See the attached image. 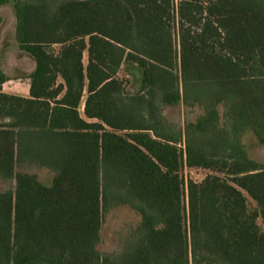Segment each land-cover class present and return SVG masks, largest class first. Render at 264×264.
I'll list each match as a JSON object with an SVG mask.
<instances>
[{"label":"trees","instance_id":"16d2710c","mask_svg":"<svg viewBox=\"0 0 264 264\" xmlns=\"http://www.w3.org/2000/svg\"><path fill=\"white\" fill-rule=\"evenodd\" d=\"M6 6L34 66L27 97L0 69V264H264V164L241 143L264 141V0ZM179 105L199 110L182 128L164 115ZM185 168L212 174L185 185ZM119 206L138 222L101 252Z\"/></svg>","mask_w":264,"mask_h":264},{"label":"rangeland","instance_id":"374dc122","mask_svg":"<svg viewBox=\"0 0 264 264\" xmlns=\"http://www.w3.org/2000/svg\"><path fill=\"white\" fill-rule=\"evenodd\" d=\"M178 0H175L177 2ZM0 69L9 79L2 85L3 92L7 94L28 96L29 81L27 76L33 69L32 59L20 52L13 38L14 15L10 7H0ZM86 57H84V63ZM128 83V89L136 92L140 83V73L136 67L122 65L117 74ZM199 110L185 109L181 105L165 109L164 115L175 126L182 128L185 120L194 119ZM241 143L249 158L264 164V141H259L251 132L246 131L241 137ZM29 174L34 175L44 185H49L52 173L44 168L30 167L25 169ZM211 171L200 168H185L183 178L185 181L192 180L200 182ZM14 183L0 178V191L12 190ZM249 205L254 208L255 204L248 199ZM138 222V216L127 207H116L104 215L102 225L101 252L115 253L120 250L123 240ZM257 224L264 231V222L258 218Z\"/></svg>","mask_w":264,"mask_h":264},{"label":"crops","instance_id":"0c3cea01","mask_svg":"<svg viewBox=\"0 0 264 264\" xmlns=\"http://www.w3.org/2000/svg\"><path fill=\"white\" fill-rule=\"evenodd\" d=\"M28 80V79H27ZM26 97V96H25Z\"/></svg>","mask_w":264,"mask_h":264}]
</instances>
